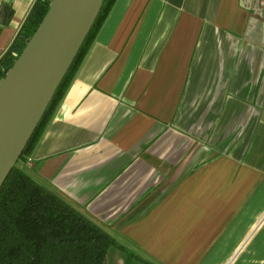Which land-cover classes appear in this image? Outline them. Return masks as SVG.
I'll return each instance as SVG.
<instances>
[{
  "label": "crops",
  "instance_id": "crops-1",
  "mask_svg": "<svg viewBox=\"0 0 264 264\" xmlns=\"http://www.w3.org/2000/svg\"><path fill=\"white\" fill-rule=\"evenodd\" d=\"M23 169L157 264H264V0H116Z\"/></svg>",
  "mask_w": 264,
  "mask_h": 264
},
{
  "label": "trees",
  "instance_id": "trees-1",
  "mask_svg": "<svg viewBox=\"0 0 264 264\" xmlns=\"http://www.w3.org/2000/svg\"><path fill=\"white\" fill-rule=\"evenodd\" d=\"M52 0H37L9 49L0 58V81L40 24ZM116 0L101 9L56 89L22 155L0 188V264H104L108 251L124 253V264H157L119 244L86 216L46 190L23 169ZM8 24L11 9L1 10Z\"/></svg>",
  "mask_w": 264,
  "mask_h": 264
},
{
  "label": "water",
  "instance_id": "water-1",
  "mask_svg": "<svg viewBox=\"0 0 264 264\" xmlns=\"http://www.w3.org/2000/svg\"><path fill=\"white\" fill-rule=\"evenodd\" d=\"M104 0H52L0 81V188L19 160Z\"/></svg>",
  "mask_w": 264,
  "mask_h": 264
}]
</instances>
